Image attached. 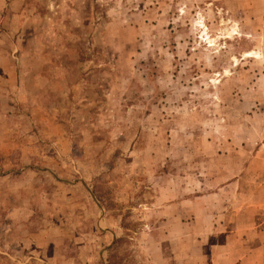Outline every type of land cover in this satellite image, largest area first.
<instances>
[{
  "label": "rangeland",
  "instance_id": "374dc122",
  "mask_svg": "<svg viewBox=\"0 0 264 264\" xmlns=\"http://www.w3.org/2000/svg\"><path fill=\"white\" fill-rule=\"evenodd\" d=\"M251 198L264 0H0V264H214Z\"/></svg>",
  "mask_w": 264,
  "mask_h": 264
},
{
  "label": "crops",
  "instance_id": "0c3cea01",
  "mask_svg": "<svg viewBox=\"0 0 264 264\" xmlns=\"http://www.w3.org/2000/svg\"><path fill=\"white\" fill-rule=\"evenodd\" d=\"M249 201L251 202L244 203L242 213L257 211L262 218L257 220L244 219L237 224L234 221L233 225L228 224L225 236L221 241V247H218L223 249V252L217 251L216 259L215 255L213 256L214 264H237V262L248 264V260H244L245 255L244 259L236 258V243L242 245L240 251L244 253L248 251V255L253 256L249 259L250 261L259 260V264H264V198L257 202L252 201V198ZM247 246H249L248 249H246Z\"/></svg>",
  "mask_w": 264,
  "mask_h": 264
},
{
  "label": "bare ground",
  "instance_id": "6f19581e",
  "mask_svg": "<svg viewBox=\"0 0 264 264\" xmlns=\"http://www.w3.org/2000/svg\"><path fill=\"white\" fill-rule=\"evenodd\" d=\"M234 29H232V31H233Z\"/></svg>",
  "mask_w": 264,
  "mask_h": 264
}]
</instances>
